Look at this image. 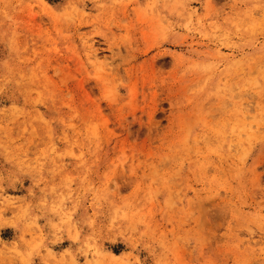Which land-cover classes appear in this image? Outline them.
<instances>
[{
  "label": "rangeland",
  "instance_id": "1",
  "mask_svg": "<svg viewBox=\"0 0 264 264\" xmlns=\"http://www.w3.org/2000/svg\"><path fill=\"white\" fill-rule=\"evenodd\" d=\"M38 262L264 264V0H0V264Z\"/></svg>",
  "mask_w": 264,
  "mask_h": 264
},
{
  "label": "bare ground",
  "instance_id": "2",
  "mask_svg": "<svg viewBox=\"0 0 264 264\" xmlns=\"http://www.w3.org/2000/svg\"><path fill=\"white\" fill-rule=\"evenodd\" d=\"M248 1H249V0H248ZM251 5H252V4H251ZM245 14H246V13H245ZM246 15H247V14H246ZM242 17H243V16H242ZM238 19H240V18H238ZM224 27H225V26H224ZM245 116H246V115L243 116V119H245L246 117H248V116H246V117H245ZM244 117H245V118H244ZM246 119H247V118H246ZM246 119H245V120H246ZM240 121L242 122V120H240ZM245 123H246V122H245ZM240 124H241V123H240ZM244 125H245V124H243V125L241 124V127H239L237 131H239V130H244ZM245 126H246V125H245ZM248 127H249V128H250V127L252 128L251 124L248 125ZM246 128H247V126H246ZM230 129H231V128H230ZM255 129H256V128H255ZM247 130H248V128H247ZM247 130H246V131H247ZM250 130H251V129H249V131H250ZM249 131H248V132H249ZM255 132H256V131H255ZM249 133H250V132H249ZM253 134H255V133H253ZM253 134H252V135H253ZM240 135H241V134H240ZM240 135H239V136H240ZM250 135H251V133H250ZM252 135H251V136H252ZM258 136H259V135H258ZM236 138H238V137H236ZM255 138H256V137H255ZM239 141H240V140H239ZM237 142H238V140H237ZM238 143H239V142H238ZM215 144H216V143H215ZM230 144H231V143H230ZM231 145H232V144H231ZM228 146H230V145H228ZM236 148H237V145H236ZM230 149H231V148H230ZM238 157H239V156H238ZM239 158H240V157H239ZM108 255H109V257H111V258H118V257H119L118 255L113 254V253H111V252H109Z\"/></svg>",
  "mask_w": 264,
  "mask_h": 264
},
{
  "label": "crops",
  "instance_id": "3",
  "mask_svg": "<svg viewBox=\"0 0 264 264\" xmlns=\"http://www.w3.org/2000/svg\"><path fill=\"white\" fill-rule=\"evenodd\" d=\"M5 231V229H3V230H1V232H4ZM5 239V241L7 242V243H9V242H11L10 240H11V238H4ZM4 241V240H3ZM39 264H43V263H41V262H38Z\"/></svg>",
  "mask_w": 264,
  "mask_h": 264
}]
</instances>
